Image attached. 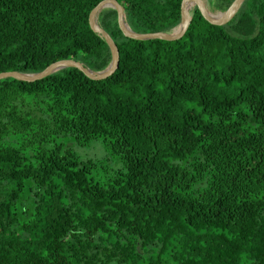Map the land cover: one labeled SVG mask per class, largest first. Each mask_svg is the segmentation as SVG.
Instances as JSON below:
<instances>
[{"label":"trees","instance_id":"trees-1","mask_svg":"<svg viewBox=\"0 0 264 264\" xmlns=\"http://www.w3.org/2000/svg\"><path fill=\"white\" fill-rule=\"evenodd\" d=\"M100 1L0 0V72L105 68ZM117 1L136 32L181 20L182 0ZM191 14L138 40L103 9L104 79H0V264H264V0L220 26ZM90 146L118 167L96 177Z\"/></svg>","mask_w":264,"mask_h":264},{"label":"water","instance_id":"water-1","mask_svg":"<svg viewBox=\"0 0 264 264\" xmlns=\"http://www.w3.org/2000/svg\"><path fill=\"white\" fill-rule=\"evenodd\" d=\"M244 0H233L230 5L218 13H213L207 5V0H182L181 1V20L180 22L168 31H156V32H136L134 31L126 21L124 7L117 0H101L98 2L89 12L88 21L90 28L97 33L109 47L111 53V59L108 65L101 70H93L85 66L82 62L75 59H61L57 60L43 70L38 72H19L15 70L0 72V79L12 77L23 81H34L45 76L50 75L60 69L67 67H74L83 72L85 76L93 80H100L110 76L118 67L119 64V51L114 40L110 34L100 26L98 22L99 13L105 8H112L117 12V23L118 27L123 33V35L138 39H164V40H174L182 37L188 28L191 19V9L189 5L192 3L193 6L197 7L203 18H205L209 23L214 25H224L229 20L233 18L236 12L241 7Z\"/></svg>","mask_w":264,"mask_h":264},{"label":"rangeland","instance_id":"rangeland-1","mask_svg":"<svg viewBox=\"0 0 264 264\" xmlns=\"http://www.w3.org/2000/svg\"><path fill=\"white\" fill-rule=\"evenodd\" d=\"M207 5L208 8L213 12V13H218L219 10L212 8L209 5V2L207 1ZM79 151H81V153H84L87 156H91V157H98L100 156V158H102L103 165H106V168H101L98 171H94V175L96 177L102 178L106 175H109V173L111 172V170L115 169L118 167V161L114 158V156L112 154H110L109 152H105L103 149L101 150H95L93 148V146L90 147H84L79 149Z\"/></svg>","mask_w":264,"mask_h":264},{"label":"bare ground","instance_id":"bare-ground-1","mask_svg":"<svg viewBox=\"0 0 264 264\" xmlns=\"http://www.w3.org/2000/svg\"><path fill=\"white\" fill-rule=\"evenodd\" d=\"M189 8H190L191 10L194 8V6H193L192 3L189 5Z\"/></svg>","mask_w":264,"mask_h":264}]
</instances>
